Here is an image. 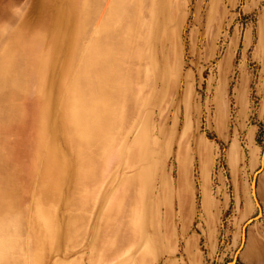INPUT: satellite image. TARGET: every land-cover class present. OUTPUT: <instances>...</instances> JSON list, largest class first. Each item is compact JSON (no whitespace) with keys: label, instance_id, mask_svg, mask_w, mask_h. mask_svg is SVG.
I'll return each instance as SVG.
<instances>
[{"label":"rangeland","instance_id":"rangeland-1","mask_svg":"<svg viewBox=\"0 0 264 264\" xmlns=\"http://www.w3.org/2000/svg\"><path fill=\"white\" fill-rule=\"evenodd\" d=\"M262 232L264 0H0V264H250Z\"/></svg>","mask_w":264,"mask_h":264},{"label":"crops","instance_id":"crops-1","mask_svg":"<svg viewBox=\"0 0 264 264\" xmlns=\"http://www.w3.org/2000/svg\"><path fill=\"white\" fill-rule=\"evenodd\" d=\"M263 162V160H262ZM259 207V206H258ZM248 223V221H247ZM244 256L246 263L264 262V233H259L258 238H252L245 244Z\"/></svg>","mask_w":264,"mask_h":264},{"label":"bare ground","instance_id":"bare-ground-1","mask_svg":"<svg viewBox=\"0 0 264 264\" xmlns=\"http://www.w3.org/2000/svg\"><path fill=\"white\" fill-rule=\"evenodd\" d=\"M252 189V188H251ZM251 192H252V190H251ZM258 207V206H257ZM241 234H242V230H241Z\"/></svg>","mask_w":264,"mask_h":264},{"label":"water","instance_id":"water-1","mask_svg":"<svg viewBox=\"0 0 264 264\" xmlns=\"http://www.w3.org/2000/svg\"><path fill=\"white\" fill-rule=\"evenodd\" d=\"M259 208V207H258ZM258 213H259V211H258Z\"/></svg>","mask_w":264,"mask_h":264}]
</instances>
